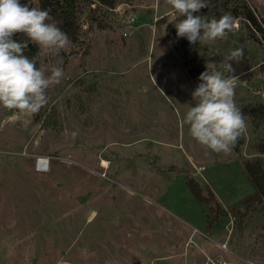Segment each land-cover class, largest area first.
<instances>
[{"label": "rangeland", "instance_id": "374dc122", "mask_svg": "<svg viewBox=\"0 0 264 264\" xmlns=\"http://www.w3.org/2000/svg\"><path fill=\"white\" fill-rule=\"evenodd\" d=\"M76 3L77 40L59 56L36 46L38 68L64 73L47 104L31 115L0 107V264H178L182 254L164 256L215 250L227 224L228 249L264 264V203L208 232L186 186L187 177L208 185L225 209L251 193L243 163L258 155L264 126L245 117L238 150L223 154L182 125L200 74L213 65L207 57L236 48L247 67L237 107L264 103V0H210L194 15H228L231 30L196 44L177 37L180 17L166 0ZM246 7L255 22L243 17Z\"/></svg>", "mask_w": 264, "mask_h": 264}, {"label": "clouds", "instance_id": "9594fccd", "mask_svg": "<svg viewBox=\"0 0 264 264\" xmlns=\"http://www.w3.org/2000/svg\"><path fill=\"white\" fill-rule=\"evenodd\" d=\"M166 2L180 17L175 23L177 37L190 44L224 39L231 30L228 15L219 19L194 15L208 7V0ZM51 19L47 10L22 5L20 0H0V107L21 115L36 114L48 102L47 90L60 83L61 67L54 65L46 74L37 67V57L24 55L27 42L13 39L15 34H23L39 46L40 53L59 56L70 40L55 22H48ZM243 58L244 49L236 48L221 61L223 71L214 64L207 66L192 92L195 106L183 116L182 125L188 127L190 137L210 152L229 154L246 132L245 118L234 100L237 77L225 75L235 72L232 61Z\"/></svg>", "mask_w": 264, "mask_h": 264}, {"label": "trees", "instance_id": "16d2710c", "mask_svg": "<svg viewBox=\"0 0 264 264\" xmlns=\"http://www.w3.org/2000/svg\"><path fill=\"white\" fill-rule=\"evenodd\" d=\"M100 3L109 7L113 6L115 0H98ZM210 0H208L209 2ZM22 5L27 4L29 7H37L41 10H47L52 18L48 22H55L58 27L65 32L69 39L76 41L79 34L80 24L78 23V4L76 0H20ZM245 20H251L255 22V17L252 12L246 7V11L243 12ZM13 39L16 42H27L32 44V49L29 46L24 50V55L28 58L36 57V44L32 43L25 35L17 33ZM210 62L220 68V63L224 59L219 55H211L207 57ZM244 58L239 62L232 61V66L235 69L234 73H226V75H235L236 77L245 76L244 71L247 68L244 63ZM249 75V74H247ZM241 110L244 118L250 119L251 124L254 127L264 126V103L254 102L248 104H241L238 106ZM240 139L233 148L238 150ZM256 153L258 155L244 160L243 166L246 175L253 185V191L244 196L237 202L232 203L226 209L222 207L217 196L213 190L206 185L203 188L198 181L193 177L186 178V186L192 195L193 199L200 206L205 214V228L206 231H211L224 216L231 215L235 218H239V223L242 222V218L249 215L258 203H264V138L256 146ZM261 156H260V155Z\"/></svg>", "mask_w": 264, "mask_h": 264}, {"label": "crops", "instance_id": "0c3cea01", "mask_svg": "<svg viewBox=\"0 0 264 264\" xmlns=\"http://www.w3.org/2000/svg\"><path fill=\"white\" fill-rule=\"evenodd\" d=\"M251 156V155H250ZM253 156V155H252ZM210 241V240H209ZM217 242V241H215ZM214 243V241H213ZM217 249H205L203 248H199L198 249V253H195V255H192L189 253V251H187V249H185V251L182 252H178L176 254H172L171 256H164V258H166V260H173L174 258L177 257V255L180 257V255H183V258L178 259V264H199L201 263V261L203 260V254L201 251H203L204 253H214ZM229 253H230V260H227L230 264H237L238 260H242L244 263L248 264V259L245 258L244 256H242V253H235L232 249H228ZM161 258V257H159ZM170 258V259H169ZM197 258H200L198 261H196ZM194 259V262L191 263V260Z\"/></svg>", "mask_w": 264, "mask_h": 264}, {"label": "built area", "instance_id": "2783aa9c", "mask_svg": "<svg viewBox=\"0 0 264 264\" xmlns=\"http://www.w3.org/2000/svg\"><path fill=\"white\" fill-rule=\"evenodd\" d=\"M38 160L39 159H37L36 161V165L39 167L40 165ZM229 218H230L229 224H233L234 218L231 215L229 216ZM228 226H229L228 224L225 226L227 232L226 240L215 244L217 250L214 253H204L203 251H201L203 254V260L201 261L200 264H230L223 256V253L228 251V247H227L228 238L232 232V230H230ZM190 242H193L192 238H189L187 243Z\"/></svg>", "mask_w": 264, "mask_h": 264}, {"label": "bare ground", "instance_id": "6f19581e", "mask_svg": "<svg viewBox=\"0 0 264 264\" xmlns=\"http://www.w3.org/2000/svg\"><path fill=\"white\" fill-rule=\"evenodd\" d=\"M263 94V96H264V92L262 93ZM39 165H40V170H45L46 169V167H45V159H42V158H39ZM106 165V162H105V160L103 159L102 160V162H101V166H105ZM43 166V167H42Z\"/></svg>", "mask_w": 264, "mask_h": 264}, {"label": "water", "instance_id": "95a60500", "mask_svg": "<svg viewBox=\"0 0 264 264\" xmlns=\"http://www.w3.org/2000/svg\"><path fill=\"white\" fill-rule=\"evenodd\" d=\"M28 46H29V49L31 50L32 49L31 43H28Z\"/></svg>", "mask_w": 264, "mask_h": 264}]
</instances>
